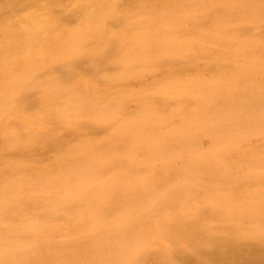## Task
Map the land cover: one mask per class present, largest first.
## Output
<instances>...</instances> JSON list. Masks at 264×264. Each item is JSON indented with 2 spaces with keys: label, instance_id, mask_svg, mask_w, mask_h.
<instances>
[{
  "label": "rangeland",
  "instance_id": "obj_1",
  "mask_svg": "<svg viewBox=\"0 0 264 264\" xmlns=\"http://www.w3.org/2000/svg\"><path fill=\"white\" fill-rule=\"evenodd\" d=\"M0 264H264V0H0Z\"/></svg>",
  "mask_w": 264,
  "mask_h": 264
},
{
  "label": "bare ground",
  "instance_id": "obj_2",
  "mask_svg": "<svg viewBox=\"0 0 264 264\" xmlns=\"http://www.w3.org/2000/svg\"><path fill=\"white\" fill-rule=\"evenodd\" d=\"M12 3H15V4H17V5H18V2H17V1H15V2L13 1ZM13 37H14V36H13Z\"/></svg>",
  "mask_w": 264,
  "mask_h": 264
}]
</instances>
